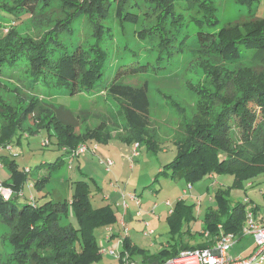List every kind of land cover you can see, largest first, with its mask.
Here are the masks:
<instances>
[{
    "label": "trees",
    "instance_id": "1",
    "mask_svg": "<svg viewBox=\"0 0 264 264\" xmlns=\"http://www.w3.org/2000/svg\"><path fill=\"white\" fill-rule=\"evenodd\" d=\"M215 1L0 0L1 17L29 15L32 19H54L50 26L44 25L47 30L39 32L38 38L17 28L0 37V77L17 84L8 92L19 93L15 94L13 104L0 96V151L9 150L13 143L19 145L23 135L35 134L31 128L24 129L29 119L67 151L90 140L107 144L111 139L108 128H86L76 133L74 125L62 120V109L49 107L39 99V94L50 97L55 91L70 95L74 89L88 95L105 91L119 105L123 99L125 107L119 110L123 134L120 141L127 145L145 143L156 151L157 136L150 134L147 125L136 123L137 110L142 112L148 106L145 95L109 80L115 52L111 49L112 25L115 21L120 26L134 24L142 7H147L155 24L140 37L157 39L156 61L169 63L176 56L198 52L205 75L194 90L200 96L196 114L185 119L181 138L174 141L177 154L160 174L182 178L188 185L209 175H229L235 189L264 174V18L256 16L257 0H235L245 15L215 31L219 23ZM192 40L196 41V48L191 47ZM216 59L225 66L234 65V71L221 78ZM79 60L83 70L76 73ZM22 90L27 91L25 97ZM172 104L178 114L184 113L177 103ZM17 156L0 155V168L5 167L9 173L3 184L20 191L28 175L19 170L14 159ZM62 158L38 165L30 174L37 176L40 170L56 173ZM48 178L35 182L37 192L47 186ZM73 187L68 204L59 194L43 204L22 205L17 204L15 194L6 202L0 196V223L9 228L5 241L0 240V264H89L100 259L94 231L114 224L116 218L108 207L92 208L87 182H74ZM215 200L217 209L204 216L203 232H207L208 238L192 249L209 248L226 234L234 235L236 241L244 237L241 230L246 221V204L238 202L230 207L228 192L220 190ZM68 205L77 218L78 228L68 222ZM252 212L257 215L258 208ZM167 219L170 232L183 237L188 231H182V226L188 227L193 220V206L178 200ZM180 240L157 256L171 258L189 249ZM146 252L128 239L123 240L121 254L127 253L130 261H134L135 255L145 258ZM146 259L148 264L166 260L156 256Z\"/></svg>",
    "mask_w": 264,
    "mask_h": 264
},
{
    "label": "rangeland",
    "instance_id": "2",
    "mask_svg": "<svg viewBox=\"0 0 264 264\" xmlns=\"http://www.w3.org/2000/svg\"><path fill=\"white\" fill-rule=\"evenodd\" d=\"M215 2L219 19L215 31L229 22L239 21L245 15V10L238 6L235 0H216ZM146 8L142 7L143 11L139 13V20L134 24L124 23L120 26L115 21L112 25L114 42L111 49L115 52L110 66L109 80L111 84L119 83L135 91L140 90L145 95L148 106L142 112L137 110L139 118L136 119V123L147 125L146 128L150 134L157 136L156 151L142 143L136 149L137 155L133 156L132 151L136 143L132 142L127 145L120 141L123 134L120 127L122 120L119 110L125 107L123 99L119 105L113 98L108 97L105 91L100 90L88 95L83 91L78 92L76 89L70 95L55 91L50 97L39 94V99L49 107L62 109V113H60L62 120L74 125L76 133L86 128L89 130L97 127L108 128L111 139L107 144H100L93 140L83 142L78 146L85 145L87 151L77 157H72L71 151H74L78 146L67 151L66 148L57 144L53 136H49L44 130H39L38 126L33 124L32 119H29L24 125V129L31 128L35 134L23 135L19 145L13 143L8 146L9 150L0 151V155L18 154L14 159L19 170L28 176L31 170L38 165L52 164L58 157H63L62 165L56 173L49 174L40 170L37 176L30 174L20 191L3 184V181L9 177V173L5 167L0 168V185L11 191V196L7 201L12 199L15 194L18 196V205L33 204V202L43 204L48 200H53V195L59 194L60 198L68 204L74 193L73 183L83 181L89 185L92 208L108 207L111 209L116 218V224L111 227L107 225L95 229L94 241L100 249V259L89 264H121L120 258L110 255L109 252H116L115 254L118 255L123 251V242L107 241L113 235L124 239L125 234L119 223L122 217L126 229L129 230L130 241L139 249L147 251L146 254L148 253L145 258L135 255L133 262L137 264H148L146 257L151 258V256L169 259L157 255L161 254L163 247L172 242H178L179 238L189 247L206 241V238L202 239L200 235L206 228L204 216L208 211L217 209L215 194L218 190L228 192L230 207L238 202L247 201L249 206L257 207L258 216L264 218V174L245 181L242 183L241 189L234 188L232 176L215 175L213 179L206 176L195 181L192 184V190L187 194L183 193L188 185L184 179L173 178L169 173L160 174L164 166L171 162L177 154L174 141L181 138L185 119L189 120L196 114V103L200 96L194 90L198 89L205 75L204 67L201 68L202 63L198 52L196 55L185 53L176 56L169 63L156 61L157 39L155 37L150 39L140 37L145 35L147 30L155 24L154 15L149 16L151 11ZM256 16L264 18V0H257ZM53 21V18L45 17L32 19L29 15H22L19 18L10 15L0 16V37L10 29L17 28L22 33H28L34 38H38L39 32L43 29L47 30L44 25L50 26ZM191 31L194 30L191 29ZM193 36H195L194 33ZM190 45L196 48V41L192 40ZM77 54V52L74 53L75 56ZM215 61L221 78L234 71V65L225 66L222 60L216 59ZM208 64H212V61H208ZM75 69L76 73L83 70L81 60L77 61ZM16 85L15 82L0 77V96L2 95L7 102L13 104L16 100L14 99L15 94H19L18 90L15 94L7 90H13ZM234 94L235 97L239 96L237 92ZM22 95L25 97L27 91L22 90ZM172 102L177 103L184 113L178 114V110ZM49 132L51 133L52 130ZM108 162L111 164L108 165ZM46 177H49L47 186L37 192L34 188L35 182ZM128 193L137 197L140 202L139 207L129 201ZM179 199L186 205L193 206V220L188 224L189 234H193L192 236L186 234L181 237L178 233L170 232L167 223L168 213ZM166 202H169L170 206H167ZM123 203L127 205V208H123ZM138 210H141L142 221L134 218L128 222V218L131 216L128 213L135 216V212ZM151 211L153 214L147 216L146 214ZM67 212L68 222L74 228H78L77 218L70 205L67 207ZM143 221L147 222L149 226L145 229L152 230L153 235H143V232L146 231L142 225ZM182 228L184 231L187 228L186 224ZM8 234L9 228L0 223V240L3 238L5 241ZM253 243L251 236H244L235 242L229 255L241 258L249 257L254 251L255 243L254 247Z\"/></svg>",
    "mask_w": 264,
    "mask_h": 264
},
{
    "label": "built area",
    "instance_id": "3",
    "mask_svg": "<svg viewBox=\"0 0 264 264\" xmlns=\"http://www.w3.org/2000/svg\"><path fill=\"white\" fill-rule=\"evenodd\" d=\"M47 143V141H46ZM44 145V144H43ZM139 144L134 145L132 151L133 156L137 155L136 149ZM87 151L85 145L78 146L74 151H71L72 157L84 154ZM111 164L110 162L107 163ZM188 189H191V185H188ZM0 196L7 201L11 196V191L5 189L0 185ZM130 202L135 203L139 207L140 202L137 197L133 194H127ZM246 204V221L245 225L241 230V234L244 236H251L255 243V250L249 257H232L229 255L230 249L236 242V238L232 234L222 235L218 241H216L211 247L205 249H187L178 252L177 255L165 260L161 263L156 264H264V225L257 223L253 213L252 207L249 206L247 201ZM169 205V203H166ZM199 204V202H198ZM123 208H127V205L123 203ZM136 217L141 216V210L135 213ZM124 218L120 220V227L122 231L127 234V229L124 224ZM205 238H208L207 232L204 233ZM110 255L119 257L121 264H137L130 261L127 253H123L122 256L115 254V252H109Z\"/></svg>",
    "mask_w": 264,
    "mask_h": 264
},
{
    "label": "crops",
    "instance_id": "4",
    "mask_svg": "<svg viewBox=\"0 0 264 264\" xmlns=\"http://www.w3.org/2000/svg\"><path fill=\"white\" fill-rule=\"evenodd\" d=\"M209 179H213L215 176H212V175H209V176H207ZM190 190H192V185H191V189H188V185H187V188H186V190H184L183 191V193L184 194H187V192L188 191H190ZM129 194V193H128ZM179 200H181V199H179ZM166 203H169V202H166ZM167 205V204H166ZM167 206H170V203H169V205H167ZM250 207H252L253 209L255 208V207H253V206H250ZM171 211H172V209L171 210H169V215L171 214ZM137 212V211H136ZM135 212V213H136ZM253 213V212H252ZM129 215H131L129 218H128V222L129 221H132V220H134V218H137L138 219V221H142L141 220V217H142V215L140 216V217H135L133 214H131V213H128ZM151 214H153L152 213V211L151 212H149V213H147L146 215L148 216H150ZM254 215V214H253ZM254 217H255V219H256V221H257V223H259V224H261V225H264V218L262 217V216H258V214L257 215H254ZM116 224V222L114 223V224H112V225H110V227L111 226H114ZM142 225H143V228H144V230H146L145 228H149V226H148V224H147V222H145V221H143L142 222ZM188 231L186 234L188 235V236H192L193 234H189V231H190V229L187 227L184 231ZM108 231V230H107ZM111 233V232H110ZM202 234H203V237L205 238V236H204V233L205 232H201ZM125 234V233H124ZM185 234V235H186ZM143 235L144 236H151V235H153V231L152 230H146V231H144L143 232ZM195 236V235H194ZM236 238V237H235ZM252 238V237H251ZM124 239H128L129 240V242H131L130 240H131V237H130V235H129V230L127 229V234H125L124 235ZM124 239H122L120 236H118V237H116V236H114L113 235V237L110 239V240H108L107 242H117V241H122L123 242V240ZM203 239V238H202ZM237 239V238H236ZM253 239V238H252ZM132 243V242H131ZM180 243L181 244H185V245H187V247H189L188 246V244L187 243H184V241L182 242V240H180ZM200 243V242H199ZM133 244V243H132ZM195 247V246H194ZM253 247H254V243H253ZM168 248V246H165V247H163L162 248V250L163 249H167ZM189 249H192L191 247H189ZM123 250V249H122ZM122 252V251H121ZM121 252H119V255L120 256H122V254H121ZM116 253V252H115ZM251 255V254H250Z\"/></svg>",
    "mask_w": 264,
    "mask_h": 264
}]
</instances>
